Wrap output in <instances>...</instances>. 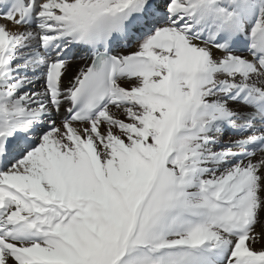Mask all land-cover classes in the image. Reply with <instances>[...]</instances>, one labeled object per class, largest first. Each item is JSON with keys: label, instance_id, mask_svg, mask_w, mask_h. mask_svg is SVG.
<instances>
[{"label": "snow or ice", "instance_id": "obj_1", "mask_svg": "<svg viewBox=\"0 0 264 264\" xmlns=\"http://www.w3.org/2000/svg\"><path fill=\"white\" fill-rule=\"evenodd\" d=\"M0 21V264H264V0Z\"/></svg>", "mask_w": 264, "mask_h": 264}, {"label": "bare ground", "instance_id": "obj_2", "mask_svg": "<svg viewBox=\"0 0 264 264\" xmlns=\"http://www.w3.org/2000/svg\"><path fill=\"white\" fill-rule=\"evenodd\" d=\"M0 22H2V21H0Z\"/></svg>", "mask_w": 264, "mask_h": 264}]
</instances>
